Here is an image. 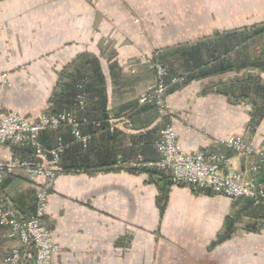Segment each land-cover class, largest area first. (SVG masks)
<instances>
[{"label": "crops", "instance_id": "obj_1", "mask_svg": "<svg viewBox=\"0 0 264 264\" xmlns=\"http://www.w3.org/2000/svg\"><path fill=\"white\" fill-rule=\"evenodd\" d=\"M244 30L258 34L240 53L229 38ZM156 53L172 76L188 78L166 98L183 151H222L235 170L248 172L251 160L222 141L240 135L264 148V113L254 117L253 105L264 100V0H0V81L8 74L1 110L37 119L54 109L63 82L85 75L101 85L108 114L133 122L111 134L85 128L95 132L86 163H109L95 153L111 150L114 167L56 178L44 218L59 246L52 264H264V206L128 166L138 155L157 157L162 121L139 103L155 84L148 60ZM222 65L241 71L214 76ZM242 85L250 88L245 96ZM86 114L101 115L89 100ZM57 135L40 140L50 147ZM13 155L0 146L1 160ZM257 161L264 177V159ZM0 189L21 217L33 214L35 188L26 177L10 175ZM4 234L0 227V263L14 245Z\"/></svg>", "mask_w": 264, "mask_h": 264}, {"label": "built area", "instance_id": "obj_2", "mask_svg": "<svg viewBox=\"0 0 264 264\" xmlns=\"http://www.w3.org/2000/svg\"><path fill=\"white\" fill-rule=\"evenodd\" d=\"M155 73V84L139 96V103L156 108L162 125L153 142L157 157L153 159L138 155L127 162L135 173L167 175L172 184L186 185L193 191L210 190L233 200H246L254 206H264V177L257 160L264 159V148L240 135H233L222 141L232 154L251 160L248 172L232 167L231 156L217 150H198L186 153L178 141L173 124V112L167 103L171 86L183 84L186 76H172L168 67L159 60L157 53L148 60ZM7 73L0 81V91L7 82ZM82 90V85L79 86ZM73 108L56 113L44 112L37 119L24 118L18 112H4L0 108V146L14 151L9 160L0 159V184L10 175H23L33 182L34 212L21 217L12 203L0 189V227L5 237L14 242L0 264H52L53 255L59 246L54 241L51 229L44 222L49 196L56 178L64 174L62 156L68 147L63 132L83 149H87L93 134L85 128L102 126L101 121H91L86 115V98L80 92ZM107 128L114 132L119 124L131 128L132 120L125 115L109 113ZM58 133L54 145L48 147L40 136L48 132ZM120 162V160H119ZM43 177V182L38 179Z\"/></svg>", "mask_w": 264, "mask_h": 264}, {"label": "trees", "instance_id": "obj_3", "mask_svg": "<svg viewBox=\"0 0 264 264\" xmlns=\"http://www.w3.org/2000/svg\"><path fill=\"white\" fill-rule=\"evenodd\" d=\"M253 34H258V33H255V31L251 32L248 30H244L243 32H236L234 36L229 38V40L233 41V43L231 42L230 45L233 44L234 48L235 47L238 48V52L243 53V52H245V47L247 45V42L251 39ZM227 53H229V51H227L226 54ZM159 60H161V59H159ZM161 61L163 63H165L163 60H161ZM243 64H245V61H243V63H241V65H243ZM235 71H241V68L239 67V68L235 69L229 65H227V66L222 65L220 68L216 67V69H214L213 75L214 76L215 75H223V74L235 72ZM187 80H188V78L186 77V81ZM101 81H103V78H101ZM80 85H82V90H80V88H79ZM59 87H60L59 94L55 95L54 109L52 111H48V112L56 113V112H60V111L75 107V105L77 103V101H76L77 95L80 92H83L85 95V98H86V102L89 100V103L91 102L92 109L95 112L98 111L101 113V115H99V116L86 114L90 118L91 121H101L102 122V126L100 128H96V131L105 130L107 128V125L105 122V120L108 116V113H107V96L104 95V97L102 99V94H101L102 93V91H101L102 87H101V85H97V84L94 85V84L90 83L87 80L85 75H76L70 83L63 82ZM105 88H106V86H105ZM239 88H241V92H242L243 96L247 95L249 90H250V88L245 86V85L237 87V91L239 90ZM260 89L261 88L259 87V90H255V92L257 91L258 93L261 94L263 89H261V90ZM214 90L216 91L217 88L215 87ZM96 97H98V99H95ZM253 105H254V111H255L254 117H256L257 119L260 120L261 117L263 116V113H264V100L261 102L255 101V102H253ZM90 126H92V125H90ZM64 132H66V131H64ZM64 132H63V134H64ZM94 133L95 132H92L93 140L87 149H83L79 144L75 143L73 141V139L71 138V136H68V134H67V136L64 137L65 140L69 144L68 147L66 148L63 156H62V161H61V164L63 166L65 173H81V172L90 173V172L97 171L100 169L111 168V167H114L116 165L118 153H115V156H113V153H111V150L110 151L107 150V152H110V155L109 154L95 153L96 157L99 158L97 160H104L106 158L113 159L109 163L98 162L96 164H90V165H88L86 163V162L90 161L88 159H89L90 154L92 153V150H93ZM109 133L111 134V132H109ZM103 156H107V157L105 158ZM149 175L152 176L154 174L149 173ZM229 220L226 223L227 230L229 229V226H230Z\"/></svg>", "mask_w": 264, "mask_h": 264}, {"label": "rangeland", "instance_id": "obj_4", "mask_svg": "<svg viewBox=\"0 0 264 264\" xmlns=\"http://www.w3.org/2000/svg\"><path fill=\"white\" fill-rule=\"evenodd\" d=\"M161 61V60H160ZM162 62V61H161ZM165 64V63H164ZM166 65V64H165ZM167 66V65H166ZM168 67V66H167ZM169 69V68H168ZM28 181H30V180H28ZM30 183H33V182H31L30 181ZM33 185V184H32ZM35 190V189H34ZM32 194H33V192H32ZM35 194V193H34ZM34 196L32 195V198H33ZM230 218L228 217V218H226V221H228ZM225 221V222H226ZM224 230H227V228H226V225L224 226ZM226 235V231H225V233L223 234V236H225Z\"/></svg>", "mask_w": 264, "mask_h": 264}]
</instances>
